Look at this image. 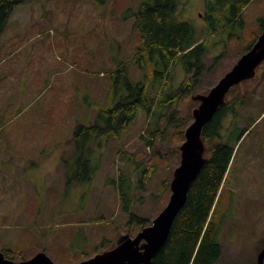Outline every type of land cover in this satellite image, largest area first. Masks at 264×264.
<instances>
[{
	"label": "rangeland",
	"instance_id": "1",
	"mask_svg": "<svg viewBox=\"0 0 264 264\" xmlns=\"http://www.w3.org/2000/svg\"><path fill=\"white\" fill-rule=\"evenodd\" d=\"M137 10L138 0H31L10 14L0 36V250L11 249L13 260L42 250L56 264H76L142 228L128 224L124 206L153 219L170 194L183 141L177 131L184 133V121L196 106L192 96L211 88L241 55L251 32L260 31L264 0L244 8L246 28L239 40L225 44V34L207 39L203 70L192 78L194 93L163 106L159 117L139 110L118 138L98 148L94 159L100 168L92 179L68 183L65 169L75 172L77 165L62 157L73 148L75 126L95 118L86 101L102 103L109 70L137 50ZM176 13L192 24L195 39L206 37V0H180ZM129 71L134 79L141 75L135 64ZM190 74L177 64L171 86L178 88ZM254 85L237 117L227 114L220 128L225 137L234 136L233 127L255 121L235 144L222 189L218 211L226 217L215 264H257L264 248V64L249 87ZM173 110L183 119L179 125L167 124ZM148 124L157 130L152 144L141 137ZM127 153L129 159L121 156ZM150 165L151 178L140 183L141 171ZM119 169L134 183L133 199L123 205L111 182Z\"/></svg>",
	"mask_w": 264,
	"mask_h": 264
},
{
	"label": "trees",
	"instance_id": "2",
	"mask_svg": "<svg viewBox=\"0 0 264 264\" xmlns=\"http://www.w3.org/2000/svg\"><path fill=\"white\" fill-rule=\"evenodd\" d=\"M29 1L31 0H0V36L13 9ZM250 1L206 0L208 21L206 37L197 40L192 24L180 13H176L180 0H138L136 13V27L140 40L138 48L126 60L120 61L115 69L109 70L111 83L102 103L88 102L87 97L84 98L86 107L94 108L96 115L93 121L79 123L74 128L70 140L73 148L62 157L63 163L64 158L68 156V160H73L72 162L77 165L76 173L69 167L65 169L67 182L91 180L100 168V161L96 164L94 159L96 153L98 156L102 150L98 148H103L109 138H118L135 119L139 110H143L148 117H159L163 115L161 112L163 106L168 108L177 98L194 93L192 78L200 75L203 70L202 56L209 50L207 39L213 34H225L224 39L222 38L225 44L239 40L240 33L246 28L243 10ZM258 22L260 31L251 32L241 54L253 45L264 29V17ZM129 64L137 66L141 72L139 78L134 79L131 76ZM177 64L183 66L185 74H192L178 88H173L171 79ZM263 64L264 61L257 67L256 73ZM253 83L255 77L234 85L227 93L225 102L205 123L202 139L208 161L191 182L186 201L174 219L167 240L150 264H215L220 258L219 231L226 217L223 211L221 213L218 211L221 208L222 189L234 156L235 144L255 121L250 120L242 128L233 127L236 131L234 136L229 133L225 137L220 133V128L222 119L227 114L232 118L237 117L238 111L247 103L245 94H254L255 85L249 87ZM244 84H247L245 89ZM197 104L198 101H194V105ZM187 119L184 126L192 119L191 113ZM181 120L183 119L179 117L177 110L167 114L168 125L174 122H178L179 125ZM150 125L141 135L147 144H152L157 134V130H152L153 127ZM177 132L182 134L183 140L182 130ZM121 156L129 159L131 154ZM153 166L150 165L141 171L140 183L151 178ZM116 174V179L111 182L115 185L119 201L123 205L125 201L128 203L131 197L133 199L131 185L134 183L131 182L129 174L122 172L121 169ZM124 209L129 212V225L137 222L144 227L150 223L146 218L130 211L128 205L124 206ZM114 244L112 243L110 247ZM103 245L105 242H101V246ZM2 251L6 257L12 258L11 249L5 248ZM25 258L27 257L22 255L19 257L20 260Z\"/></svg>",
	"mask_w": 264,
	"mask_h": 264
},
{
	"label": "water",
	"instance_id": "3",
	"mask_svg": "<svg viewBox=\"0 0 264 264\" xmlns=\"http://www.w3.org/2000/svg\"><path fill=\"white\" fill-rule=\"evenodd\" d=\"M264 61V29L253 45L243 52L218 81L202 94L192 99L198 104L192 109V120L184 130V139L178 147L179 162L174 167L169 181L170 194L164 207L150 223L130 235L121 234L113 247L97 252L76 264H150L160 251L170 233L174 219L186 201L187 192L193 179L208 161L202 130L219 106L225 102L229 90L240 82L253 79L257 67ZM0 264H56L44 251L35 252L31 257L13 260L0 250ZM257 264H264V248L257 256Z\"/></svg>",
	"mask_w": 264,
	"mask_h": 264
},
{
	"label": "bare ground",
	"instance_id": "4",
	"mask_svg": "<svg viewBox=\"0 0 264 264\" xmlns=\"http://www.w3.org/2000/svg\"><path fill=\"white\" fill-rule=\"evenodd\" d=\"M191 75V74H190Z\"/></svg>",
	"mask_w": 264,
	"mask_h": 264
}]
</instances>
